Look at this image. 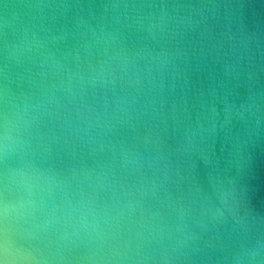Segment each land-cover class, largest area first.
Returning a JSON list of instances; mask_svg holds the SVG:
<instances>
[{"label":"clouds","instance_id":"clouds-1","mask_svg":"<svg viewBox=\"0 0 264 264\" xmlns=\"http://www.w3.org/2000/svg\"><path fill=\"white\" fill-rule=\"evenodd\" d=\"M0 264H264V0H0Z\"/></svg>","mask_w":264,"mask_h":264}]
</instances>
